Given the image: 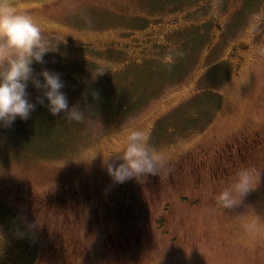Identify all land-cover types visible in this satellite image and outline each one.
Listing matches in <instances>:
<instances>
[{
  "label": "rangeland",
  "instance_id": "rangeland-1",
  "mask_svg": "<svg viewBox=\"0 0 264 264\" xmlns=\"http://www.w3.org/2000/svg\"><path fill=\"white\" fill-rule=\"evenodd\" d=\"M9 3L55 50L34 73H59L86 113L70 122L45 101L0 126V264H264V0ZM134 38L146 48L116 50ZM131 128L165 163L117 184L106 161ZM247 137L258 146L245 155L219 151ZM241 167L259 181L225 208L217 197ZM118 193L124 208L103 217Z\"/></svg>",
  "mask_w": 264,
  "mask_h": 264
},
{
  "label": "clouds",
  "instance_id": "clouds-1",
  "mask_svg": "<svg viewBox=\"0 0 264 264\" xmlns=\"http://www.w3.org/2000/svg\"><path fill=\"white\" fill-rule=\"evenodd\" d=\"M50 51L55 50L44 37L40 24L31 15L18 11L9 0H0V126L9 127L17 118L27 120L36 105L43 106L45 101L53 117L63 113L70 122L85 119L86 111H81L78 105L69 108L59 73L46 68L34 73L33 64H43L45 53ZM256 54L264 57V45L258 46ZM29 84L40 93L35 103L29 100ZM110 158L106 171L117 184L156 175L165 163L149 144L147 133L136 128L127 132L123 147ZM259 177L253 169L241 167L220 192L218 202L225 208L233 206L237 198L241 200L256 187Z\"/></svg>",
  "mask_w": 264,
  "mask_h": 264
},
{
  "label": "flooded vegetation",
  "instance_id": "flooded-vegetation-1",
  "mask_svg": "<svg viewBox=\"0 0 264 264\" xmlns=\"http://www.w3.org/2000/svg\"><path fill=\"white\" fill-rule=\"evenodd\" d=\"M133 41V42H132ZM134 41H135V38L133 39V40H131V42L129 43V44H123V46H120L119 44H118V47H116V50L117 51H122V52H127V54H128V52H130V53H135L136 52V50H138L140 47H142V49H144V48H146V46H142V45H140V44H138V43H136V44H134ZM85 50H87V51H95V50H93V49H91L90 47H83ZM113 48V46H110V49H112ZM109 51V50H108ZM110 52V51H109ZM97 65V64H96ZM254 134V137L255 138H261L260 136H259V133L258 132H254L253 133ZM251 139H253V138H249V137H247V138H244V142L243 143H240V142H235V143H232V142H230V143H225L224 145H225V147H224V145L220 148V150L219 151H222V152H226L225 151V149H227L228 148V150H229V152H234V149H235V151H237V155L236 156H239V155H241V151H240V149L239 148H241V147H245V148H242L243 149V151H248V150H250V149H246L247 147L248 148H252L254 145L255 146H258V144L256 145V143L257 142H254L253 140H256V139H253V140H251ZM237 140H239V139H237ZM249 140H251L252 142H254V144H250L249 145V143H252V142H249ZM258 140V139H257ZM259 145H260V143H259ZM241 149V150H242ZM244 154V153H243ZM242 154V155H243ZM245 155V154H244ZM88 166L90 167V169H92V170H95L94 168H93V166L91 165V163L90 164H88ZM96 171V170H95ZM89 173H91V172H89Z\"/></svg>",
  "mask_w": 264,
  "mask_h": 264
},
{
  "label": "trees",
  "instance_id": "trees-1",
  "mask_svg": "<svg viewBox=\"0 0 264 264\" xmlns=\"http://www.w3.org/2000/svg\"><path fill=\"white\" fill-rule=\"evenodd\" d=\"M242 155V154H241ZM117 192V191H116ZM116 192H114V193H116ZM126 193V192H125ZM124 193V194H125ZM96 195V194H95ZM128 199H129V197L128 198H126V196H121V195H119V193L117 194V197L116 198H114L112 201H113V204H112V208L111 207H104L103 208V210H102V212H103V214H104V216L103 217H105V216H107L108 217V215H110V214H112V213H110L112 210H113V212H115L114 214L115 215H117L118 213V211H120L122 208H124V201L126 200V201H128ZM96 202H99L98 204H101L100 202V200L99 199H97L96 200ZM134 203V202H133ZM88 207V206H87ZM130 212V211H129ZM128 212V213H129ZM65 213H67V211H65ZM137 218H138V220H139V216H137ZM141 218H144V217H141ZM146 219V218H145ZM136 225H138V223H137V221H135L134 223H133V226H126L129 230H127L126 232L127 233H130V234H128L129 236H134L135 235V233L134 232H132V229H135L136 230ZM118 231H120L121 233H117ZM117 232H116V234L117 235H123V234H125L124 232H123V230H122V228L121 229H119V230H117ZM137 232V231H136ZM92 235V234H91ZM137 235V234H136ZM138 235H140V234H138ZM124 236H126V237H129V236H127L126 234L124 235ZM71 237V236H70ZM126 237H123V236H121L120 238H122L124 241H125V239L124 238H126ZM135 237H137L136 239H138L139 238V236H135ZM71 239V238H70ZM117 239L119 240V237H117ZM122 239H120V240H122ZM72 240V239H71ZM119 240V241H120ZM89 241H93L92 239H91V237L89 238ZM107 241H110V239L108 238H105L104 239V245H106L107 244Z\"/></svg>",
  "mask_w": 264,
  "mask_h": 264
}]
</instances>
